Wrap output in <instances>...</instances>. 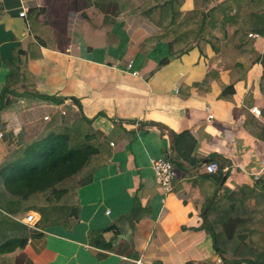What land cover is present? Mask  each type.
Returning a JSON list of instances; mask_svg holds the SVG:
<instances>
[{"label": "crops", "instance_id": "obj_1", "mask_svg": "<svg viewBox=\"0 0 264 264\" xmlns=\"http://www.w3.org/2000/svg\"><path fill=\"white\" fill-rule=\"evenodd\" d=\"M146 1L0 0V93L12 53L23 72L13 88L21 96L0 110V163L54 114L62 124L91 119L111 151L77 191L79 222L72 229L39 228L24 219L29 237L13 264L219 258L203 227L207 203L225 188L254 185L264 160V139L257 138L264 128V37L251 38L256 50L247 58L233 47L228 26L218 52L208 46L207 55L193 48L174 57L156 24L159 10L142 12ZM172 2L184 13L203 6V0ZM216 3L210 0L209 8ZM223 85L232 87L224 97ZM161 157L175 168L167 193L152 170V159ZM210 162L220 170L208 173ZM30 213L38 222L39 214Z\"/></svg>", "mask_w": 264, "mask_h": 264}, {"label": "trees", "instance_id": "obj_2", "mask_svg": "<svg viewBox=\"0 0 264 264\" xmlns=\"http://www.w3.org/2000/svg\"><path fill=\"white\" fill-rule=\"evenodd\" d=\"M209 2L203 0L202 10L184 13L172 0H147L142 12L159 10L156 24L174 57L193 48L207 55L208 46L218 52L220 43L228 42L230 26L233 47L253 58L256 49L248 34L264 37V0H217L212 8ZM2 8L0 4V16ZM5 65L9 75L0 93V110L22 94L13 89L23 78L19 54L12 53ZM222 87V97L227 89L232 90ZM260 131L257 138L264 139V128ZM110 155L91 119L82 115L62 124L57 114L46 120L36 137L10 152L0 163V264H13L27 242L28 227L23 220L30 211L39 214V228L61 225L72 229L79 222L78 189L92 181ZM206 208L203 227L222 264H264V176L252 186L215 193Z\"/></svg>", "mask_w": 264, "mask_h": 264}, {"label": "built area", "instance_id": "obj_3", "mask_svg": "<svg viewBox=\"0 0 264 264\" xmlns=\"http://www.w3.org/2000/svg\"><path fill=\"white\" fill-rule=\"evenodd\" d=\"M26 11L27 8L23 7L21 12L19 13V16L25 17ZM248 37L255 38L258 37V35L249 33ZM128 67H131V63H129ZM133 74L136 75V72H134ZM251 112L256 117L260 116V110L257 109L256 107L252 108ZM61 114L65 115V112L61 111ZM209 117H211V115H209ZM49 119H50L49 116L44 117L45 121ZM1 137L2 134L0 133V138ZM111 145L113 144L111 143ZM151 164H152V170L156 184L160 186V188L163 190L164 193L170 192L172 189V181L175 177V168L171 160L168 157H161L158 159H152ZM205 169L208 173H216L217 171L220 170V167L217 162H210L206 165ZM253 176H254L253 180L255 182H257L262 176H264V160H262L261 162L260 170L257 173H255ZM24 221L26 222V224L33 227L36 224L37 219L34 213H30L29 215H27ZM213 264H222V259L219 257L215 262H213Z\"/></svg>", "mask_w": 264, "mask_h": 264}, {"label": "rangeland", "instance_id": "obj_4", "mask_svg": "<svg viewBox=\"0 0 264 264\" xmlns=\"http://www.w3.org/2000/svg\"><path fill=\"white\" fill-rule=\"evenodd\" d=\"M64 123H65V120H64Z\"/></svg>", "mask_w": 264, "mask_h": 264}]
</instances>
